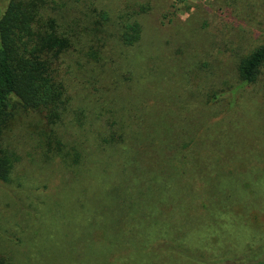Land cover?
Masks as SVG:
<instances>
[{
	"label": "rangeland",
	"instance_id": "1",
	"mask_svg": "<svg viewBox=\"0 0 264 264\" xmlns=\"http://www.w3.org/2000/svg\"><path fill=\"white\" fill-rule=\"evenodd\" d=\"M91 1L108 8L113 19L141 5L146 11L136 15L142 35L134 46L123 47L108 38L96 64L85 63L75 52L63 60L61 73L71 100L62 122L53 129L67 150L74 147L81 151L82 169L89 171L87 186L93 185L95 171L105 177L104 190L118 179L117 161L102 155L95 159L88 154L91 147L85 142V137L93 142L100 129L119 130L118 124H110L111 117L122 123L125 133L138 129L162 134L168 129L162 134L163 144L148 148L143 141L141 148L146 152L136 147L141 169L160 167L161 161L179 154L184 137L201 131L205 138L212 133L204 129L207 122L222 118L212 139L206 141L228 143L235 139L238 150L233 153L238 152L243 161L237 160L233 166L238 174L226 177L218 188L215 175H222L220 168L226 166L213 155L205 156H211L208 163L202 159L198 173L214 181L199 180L197 174L189 177L188 185L184 186V181L182 186L169 188L152 173L127 174L119 183L125 189L129 185L142 191L140 206L135 212L114 211L121 219L111 221L113 214H107L102 218L106 231L123 238L126 227L134 224L137 244L140 229H147L149 258L140 264H242L263 257L264 69L255 84L236 92L233 105L229 88L237 86L240 58L264 43V0H83L82 8ZM51 2L57 8L62 3ZM213 93L219 95L215 101ZM15 119L5 132L3 148L20 160H16L10 179L0 180V251L12 264H102L104 258L138 263L142 248L139 252L129 248L131 254L124 251V256L118 257L110 252L113 250L92 245L87 230L97 191L85 190L78 174L54 155L60 146L40 114L18 110ZM209 148H214L213 144ZM122 155L126 158L127 154ZM186 159L192 163L195 157ZM246 161L255 167L260 162V167L246 171ZM147 176H152L155 184L150 182L147 187ZM170 179L180 178L172 175ZM156 224L159 229L168 226L163 229L167 233L153 236ZM177 227L185 229L182 240L175 235Z\"/></svg>",
	"mask_w": 264,
	"mask_h": 264
},
{
	"label": "trees",
	"instance_id": "2",
	"mask_svg": "<svg viewBox=\"0 0 264 264\" xmlns=\"http://www.w3.org/2000/svg\"><path fill=\"white\" fill-rule=\"evenodd\" d=\"M61 2L60 7L57 8L52 6L51 0H0V180L8 181L16 160H20V156L16 153L3 148L5 132L14 124L18 110L40 114L45 119L50 132L54 133V142L57 146H60L54 152V155L61 158L63 164L73 173L78 174L77 177L86 187L85 190L93 188L94 191H97L93 200L95 205L91 217L92 224L88 225L87 230V236L92 238V245L95 247L103 246L107 252L113 250L110 252L117 253L118 257L123 255L122 252H128L127 249L129 248L131 252L135 248L139 252L142 248V252L138 253L140 254L138 260L140 264L142 259L149 258L148 230L140 229L138 235H140L141 240L136 244L137 233H134L136 231L134 224H129L126 227L123 231V238L110 236L102 225V218L107 214H113L111 221L121 219V216L114 214V211H118L120 214L122 209L135 212L140 206L142 191L139 192L138 188L134 189V186L129 185L127 186L128 189H125V187H121L119 181L125 179L127 174L133 173L135 176H140L145 172L154 174L159 183L168 184L169 188L172 185H176L175 188L182 186L184 181L186 184L183 185L186 186L189 184V177L191 179V177L199 174V167L203 164L202 159H206L205 163H208L211 156L208 158L205 156L213 155L220 157L218 163L226 166L224 168L219 167L222 175H215L217 176L216 188H218V184L222 185L226 177H231L238 172L233 169L237 160L243 164V161L239 160L240 158L238 159V152L233 153L234 149L238 150L235 146L237 141L232 139L228 143H223L221 140L217 143H207L206 138L212 139L211 137H213V133L219 124L223 123V118L208 121L204 129L212 133L208 132L209 134L205 138L200 136L201 131H198L195 136L184 137V140L180 143V155L177 153L175 156L167 157L166 162H160V167L150 165L149 168L141 169L142 167H139L140 160L136 159L138 157L136 147L138 146L146 152L144 148H141L140 143L143 141H145L144 144L148 148L163 144L165 141L162 139V134L165 133L166 135L168 129L162 131V134H156L155 130L152 134L138 129H132L125 133L122 123L119 124L114 117H111L110 124H118L120 126L119 130L116 131L112 127L105 130L100 129L97 135L93 137V142L89 140V137H85V142L90 144L91 147V149H88V154L95 157V159L102 155L117 161L119 168L117 169L116 178L118 179L113 185L110 184L109 188H106L107 190H104L105 177L104 175L100 176V173L97 174L95 171L93 185L91 187L87 186L89 171H86V173L82 169L84 158L81 151L74 147L67 150L65 144L61 142L60 134L55 133L53 129L55 124L62 122V117L68 111L71 100L68 86L61 73L63 60L70 53L75 52L84 59L85 63L96 64L102 59V52L108 38H112L123 47L134 46L139 42L142 35V24L136 18V15L144 13L146 7L141 5L138 9L119 14L117 20V16L113 19L108 8L93 1L89 2L90 4L85 2V8H82L83 0H61ZM62 7H64L63 10ZM263 69L264 43L240 58L236 66L237 86L229 88L230 94H233L234 97L233 101L230 100L232 105L235 101L236 92L242 90L245 86L255 84L259 80ZM218 96V94L213 93L212 100H217ZM79 112H76L78 116H82ZM84 117L87 116L84 114ZM81 130L83 134L86 132L85 129ZM40 134L41 136L45 135L44 132ZM148 139H151V141ZM45 141H48L47 135ZM47 144L50 145L49 141ZM211 144L214 148H209ZM106 150L110 151L111 155L105 153ZM122 152L127 154L126 158L123 157ZM112 153H115V156ZM188 155L195 157L191 161L192 163H188L186 159ZM229 157L233 158L228 161L225 160ZM247 164L246 171L260 167V162L256 163V167L254 163L247 162ZM132 167L133 169L130 170ZM172 175L180 179L172 180L170 179ZM199 176L201 175L199 174ZM198 179L206 178L201 176ZM206 180L208 182L213 179ZM150 182L155 184L156 181L153 180L152 176L150 178L147 176L145 178L147 187L150 186ZM213 187H215V184ZM169 205L173 206L172 203ZM157 225L159 224L154 225L153 232H151L153 236L156 233L159 235L167 233L163 229H169L168 226L161 225L162 229H159L156 227ZM184 230L180 227L174 229L177 238H181V240L185 238L182 235L183 232L185 234ZM125 231H127L126 234L130 235H124ZM92 233H94V236L91 235ZM76 251L78 252V246ZM253 259L255 260L245 261L242 264H264V256L258 259L253 257ZM116 262L104 258L102 264H126V261L120 259H117ZM135 263L133 262V264ZM0 264H12V259L1 251Z\"/></svg>",
	"mask_w": 264,
	"mask_h": 264
}]
</instances>
